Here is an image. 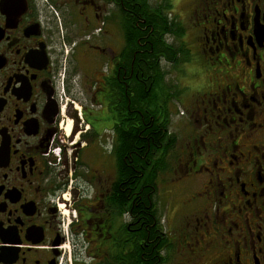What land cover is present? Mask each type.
Listing matches in <instances>:
<instances>
[{"label": "flooded vegetation", "instance_id": "obj_1", "mask_svg": "<svg viewBox=\"0 0 264 264\" xmlns=\"http://www.w3.org/2000/svg\"><path fill=\"white\" fill-rule=\"evenodd\" d=\"M0 264H264V0H0Z\"/></svg>", "mask_w": 264, "mask_h": 264}, {"label": "trees", "instance_id": "obj_2", "mask_svg": "<svg viewBox=\"0 0 264 264\" xmlns=\"http://www.w3.org/2000/svg\"><path fill=\"white\" fill-rule=\"evenodd\" d=\"M161 26L160 22L155 23L153 30L155 31L157 28L161 29ZM133 44L137 46L136 43L133 42ZM141 116L142 112L140 111L139 117ZM160 131L156 126L153 128H148L147 126L144 131L142 128H139L138 130L122 134L120 147V189L123 204H125L124 202L129 194V190L138 181L140 171L136 166L149 157V152L147 153L148 149L158 145L161 137Z\"/></svg>", "mask_w": 264, "mask_h": 264}, {"label": "rangeland", "instance_id": "obj_3", "mask_svg": "<svg viewBox=\"0 0 264 264\" xmlns=\"http://www.w3.org/2000/svg\"><path fill=\"white\" fill-rule=\"evenodd\" d=\"M159 191H160V197H162L165 193V190H166V184L165 183H161L160 185H159Z\"/></svg>", "mask_w": 264, "mask_h": 264}, {"label": "bare ground", "instance_id": "obj_4", "mask_svg": "<svg viewBox=\"0 0 264 264\" xmlns=\"http://www.w3.org/2000/svg\"><path fill=\"white\" fill-rule=\"evenodd\" d=\"M70 125H71V124H70ZM70 125H69V127L67 128L68 130H70V127H71Z\"/></svg>", "mask_w": 264, "mask_h": 264}]
</instances>
